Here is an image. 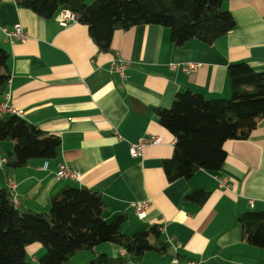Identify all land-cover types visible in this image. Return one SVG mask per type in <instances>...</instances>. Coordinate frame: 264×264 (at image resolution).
<instances>
[{"label": "crops", "instance_id": "crops-1", "mask_svg": "<svg viewBox=\"0 0 264 264\" xmlns=\"http://www.w3.org/2000/svg\"><path fill=\"white\" fill-rule=\"evenodd\" d=\"M223 5L235 27L211 44L192 39L176 46L168 27L138 24L115 30L109 50L101 51L86 25L76 20L62 24L60 10L45 18L16 0H0V47L10 54L3 99L7 95L24 120L61 141L55 159L34 158L6 174L0 161V188H10L18 209L45 211L61 187L82 185L102 195L105 220L128 215L121 226L125 233L159 225L163 239L184 259L176 264H264V249L243 239L237 221L247 211H264V117L247 138L224 142L226 157L218 170L199 169L190 178L168 181L163 160L172 155L174 136L154 113L187 90L207 99L229 98L231 63L244 61L264 71V0H226ZM16 23L26 38L11 42L5 31ZM115 59L127 64L126 78L112 70ZM188 62L199 66L185 72L181 67ZM149 135L160 142L132 157L130 144ZM13 144L0 141V160ZM60 163L77 178L57 179ZM221 178L228 186H220ZM195 189L209 192L202 203L185 199ZM140 201L147 202L144 218L133 209ZM44 252L40 242L25 247L30 264H40ZM93 252L124 254L111 242ZM93 252L78 251L68 264H85ZM171 258L147 251L130 257L128 264H165Z\"/></svg>", "mask_w": 264, "mask_h": 264}, {"label": "trees", "instance_id": "trees-1", "mask_svg": "<svg viewBox=\"0 0 264 264\" xmlns=\"http://www.w3.org/2000/svg\"><path fill=\"white\" fill-rule=\"evenodd\" d=\"M226 0H16L21 7L49 18L59 10L74 14L84 24L99 50H109L115 30L138 24L168 27L171 42L183 46L192 39L211 44L235 27L233 15L224 7ZM10 54L0 47V101L8 88ZM229 98L207 99L201 93L178 92L167 108L154 109L159 123L174 136L172 155L163 160L168 181L190 178L197 170H218L228 139H245L264 117V71L244 61L228 65ZM13 141L5 152V174L25 166L31 159H55L60 137L47 133L22 117H0V141ZM209 192L195 189L186 200L202 203ZM45 211L19 210L8 186L0 188V264H30L25 247L40 242L45 252L40 264H68L78 251L111 242L124 251L112 257L93 252L85 264H128L130 257L154 251L160 257L184 260L164 240L157 224L125 233L121 226L128 218L119 213L109 221L103 218L105 201L95 189L64 185L48 199ZM243 239L264 249V211H247L237 218Z\"/></svg>", "mask_w": 264, "mask_h": 264}, {"label": "built area", "instance_id": "built-area-1", "mask_svg": "<svg viewBox=\"0 0 264 264\" xmlns=\"http://www.w3.org/2000/svg\"><path fill=\"white\" fill-rule=\"evenodd\" d=\"M59 21L64 24L69 21L75 20V16L73 13H71L69 10L62 9L60 10L58 14ZM26 38L25 30L23 29L22 25L20 23H16L11 29H8L5 31V39L14 42V41H22ZM112 70L118 74L121 78H126V66L127 64L121 60L115 59L111 63ZM198 63L195 62H188L183 67V71L185 72H191L198 68ZM171 68H175L176 65L171 64ZM8 96L6 95L5 99L0 102V117L5 114H14L18 116H22L23 111L21 109H16L15 107L10 106L7 103ZM160 142V138L156 135H149L141 137L136 143L130 144L129 147V153L132 157L140 156L143 152V149L147 145H154L158 144ZM1 163L6 162L5 157L1 158ZM55 177L57 179L61 178H68V179H76L77 175L72 172L70 169L67 168L66 165L63 163L59 164V168L55 173ZM220 186H228V180L226 178L219 179ZM14 185L11 184L10 187L12 188ZM146 207L147 202L146 201H140L133 203V209L139 218H144L146 215ZM175 251V249H174ZM179 261V259L176 256H173L169 262L165 264H176ZM184 264H198L197 262L193 260H186Z\"/></svg>", "mask_w": 264, "mask_h": 264}]
</instances>
